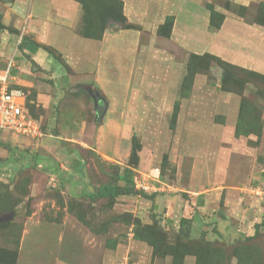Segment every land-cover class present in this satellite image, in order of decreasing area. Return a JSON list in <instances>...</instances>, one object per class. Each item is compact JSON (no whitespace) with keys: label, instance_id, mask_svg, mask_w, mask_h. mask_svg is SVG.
<instances>
[{"label":"crops","instance_id":"0c3cea01","mask_svg":"<svg viewBox=\"0 0 264 264\" xmlns=\"http://www.w3.org/2000/svg\"><path fill=\"white\" fill-rule=\"evenodd\" d=\"M64 1L62 17L56 15L58 0H14L5 9V24L13 22L20 30L25 26L22 38L27 44L21 53L29 62L24 64V72L11 75L10 84L30 95L36 88L32 77L40 74L56 79L64 73L63 61L77 65L81 74L91 69L93 91L107 103L93 141L102 157L108 156V146H118V139L133 134L134 127L136 138H142L140 145L151 139L148 153L142 155L144 165L159 158L162 161L165 146L175 153L166 154L173 164L189 161L187 186L178 179L181 186L166 192L169 186L160 181L162 188L155 192H164L154 199L162 228L178 230L180 220L185 219V228L199 238L231 242L253 236L258 225V233L262 232L264 198L243 189L264 183V168H257L264 128L262 144L257 142L256 131H237L239 101L236 95L220 90V76L218 82L209 84L196 74L187 95L178 98L175 92L182 64L192 54H207L264 76V26L249 21L264 0H119L131 28L111 25L99 38L76 32L82 6ZM233 6L247 11L239 16ZM211 11L218 16V26L210 22ZM39 45L50 47L58 57L52 52L45 56ZM39 92L37 96L48 104L50 97ZM175 101L179 105L173 113ZM218 115L224 116L222 121L217 120ZM78 126L76 132L81 135L85 124ZM63 140L73 144L77 139ZM81 144L77 146H88Z\"/></svg>","mask_w":264,"mask_h":264},{"label":"rangeland","instance_id":"374dc122","mask_svg":"<svg viewBox=\"0 0 264 264\" xmlns=\"http://www.w3.org/2000/svg\"><path fill=\"white\" fill-rule=\"evenodd\" d=\"M73 1L82 5L83 9L77 33L98 37L103 26L113 24L122 27L117 1ZM13 3L14 0H0V74L12 58L14 66L11 68L10 78L14 72H24V64H29L28 57L21 53L18 46L25 26L20 30L13 22H3L5 9ZM64 4V0H58V6L54 5L59 17L66 11ZM252 15L253 12L250 19ZM7 17H10V13H7ZM14 19L16 18H12ZM38 48L44 50L42 53L45 56L52 52L58 57L46 45H39ZM189 62L202 66L195 71L203 75L207 83L218 82L216 72L220 70L221 73L222 69L216 59L190 58ZM186 65L187 61L183 62L180 85L175 92L178 98L190 91V87L186 86L189 80L185 76ZM62 66L65 68L64 73L56 76V79L50 75L33 76L37 89L31 90V95L23 90L27 96V109L38 121L42 136L29 140L0 132V223H8L0 228V258L6 252L10 257L9 264H173L171 257L153 256L147 243L135 240L138 232L146 235L144 226L157 222L156 216L161 213L155 212L154 199L164 192L100 199H90L87 194L94 193L102 185L124 186L125 182L121 179L124 169H130V175L135 179L145 177L144 183L149 185L150 190L153 189L155 180L149 175L155 173L154 169H158L160 180L158 179L157 184L164 181L171 189H166V192H170L178 189L180 182L187 186L189 161L186 160L181 166L173 164L167 155L175 153L165 146L164 152L167 155L164 154L162 161L159 158L156 163L148 162L144 165L142 155L148 153L151 139L148 137L149 142L140 145L142 138H136L134 127L133 134L120 139L122 142L118 139V146H108V156L102 157L97 146H94L102 118L97 122L90 95L94 88L92 71L87 69L88 74L78 73L77 65H69L64 61ZM41 67L45 70L50 68L43 63ZM208 67L212 69H207ZM231 71L233 80L220 84V90L236 95L239 101L237 126L241 129H254L258 136L257 142L262 144L260 137L264 128V80L251 75L252 71ZM7 84L9 88H18L10 86L9 82ZM38 92L50 97L48 104L43 97L37 96ZM176 101L173 113L178 110L179 104ZM223 118V115H218L217 120L222 121ZM74 123H77V127ZM78 124H85L81 135L76 132ZM56 127H60V130H56ZM65 138L77 139L76 142L72 141L75 146L64 141ZM81 142L88 146H77ZM258 158L261 165L257 168H264V146ZM256 183L255 186H246L243 191L264 198V194L257 195L249 191L251 188L264 187V183ZM134 189L136 190L135 187ZM184 195L188 196L187 193ZM162 231L167 235L169 243L187 254L181 264H195L190 253L194 254L201 246L197 233L191 232L185 237L179 229ZM210 242H213L210 245L213 250L222 253L220 259L213 264H264V229L252 241H243L242 244L222 238Z\"/></svg>","mask_w":264,"mask_h":264},{"label":"trees","instance_id":"16d2710c","mask_svg":"<svg viewBox=\"0 0 264 264\" xmlns=\"http://www.w3.org/2000/svg\"><path fill=\"white\" fill-rule=\"evenodd\" d=\"M115 1H117L119 3V6H120V16H121V19L123 21V23L121 21L122 28L123 29L131 28V26L126 23V19L123 16L121 2L119 0H115ZM232 8L235 10L236 13L239 14V16H243L245 14V12L247 11L246 8L243 7V6H240V7L239 6H233ZM217 19H218V16L215 14V12L211 11V17H210L211 24L214 25V26H218V24L215 22V21H217ZM249 21H252V22H254L256 24L264 26V2L257 6L253 16L251 17V20H249ZM111 23H112V21H111ZM111 25H113V24H111ZM111 25H106V26L108 27V26H111ZM106 26H103L102 31H101V35H102L103 31L105 30V28H107ZM0 30H1V27H0ZM101 35L98 36V37L92 36V35H84V36L99 38V37H101ZM25 44H27V41L24 38H22V40H20L18 46L20 47V49H22V48H24ZM202 57L214 58L221 64L222 71H221V74H220V80L218 82L219 85L224 83L225 81H228L229 79L233 80V77L231 76V72H232L231 69L240 70V71L244 72V69L241 70V68H238V67H235L233 65H230V64H228V63H226L224 61L219 60L216 57H213V56H210V55H207V54L203 55V56H198V55L192 54V55L189 56V58L187 60V65H186L187 73H186L185 76L187 78H189L188 84L186 86H188V87L192 86L194 77L197 74L196 73L197 71H195V69L202 67L199 64L195 65L194 63L189 62V59L191 58L192 60L193 59L195 60L197 58H202ZM6 66H7V64H6ZM207 69H209V67ZM250 74L254 75V77H257V78H260V79L264 80V76H261L258 73L250 72ZM182 82H183V80H182ZM23 90L24 89H22V92H23ZM24 92H25V90H24ZM25 93H24V95H25V98H26V106L28 108L27 96H26ZM236 127H237V131L238 132H240V130H241L244 133H253V131H254V129H241L239 125L237 126V124H236ZM137 146H139V145H137ZM259 162H260V160H259ZM129 170L130 169H124V171H123V175H122L121 179L125 182L124 186L102 185L94 193L87 194V196L90 199H95V198H99L100 199V198H115L117 196H125V195H138L139 193H143L144 195H146V193L134 189L133 183H132V178L133 177H131ZM185 223H186L185 219H181L180 220L179 232H181V234H183L185 237H188V234L190 233V229L189 228H185V226H184ZM7 224H8L7 222L4 223V224L0 223V228L3 227V226L4 227L7 226ZM261 225H264V222H262ZM259 226L260 225H258L256 227L255 233H254L253 236L246 237V238H244L241 241H237L236 244H242L243 241H246V242L252 241L259 234L258 233ZM162 230H164V228H162L158 224V221H157L153 225L144 226V231H145L146 235L141 234V233L138 232L136 234V236H135V240L139 241V242L147 243L152 249L153 256H159V257H162V258L171 257L173 264H181L183 262V259H185V257H186L185 255H187V254H185V251L178 250L177 246L175 247V245L169 243V241H167L168 240L167 239V235ZM199 243L201 245V246H199V249L194 254L190 253V254H192L191 256L194 257V263L195 264H213L215 261L220 259V257L222 256L221 252L213 250L210 247V245H212L213 242L205 240L204 237H200V242ZM239 251H240V249H238L237 252H239ZM3 253L4 254H3L2 258H0V264H5L6 261H7L6 264H9L10 263L9 255L6 252H3ZM5 253H6V255H5ZM238 258H239V256H238Z\"/></svg>","mask_w":264,"mask_h":264},{"label":"built area","instance_id":"2783aa9c","mask_svg":"<svg viewBox=\"0 0 264 264\" xmlns=\"http://www.w3.org/2000/svg\"><path fill=\"white\" fill-rule=\"evenodd\" d=\"M13 66L14 61L10 58L6 69L0 75V132L5 131L29 140L37 139L42 136V131L38 121L30 115L27 109L24 93L19 89L9 88L7 84L9 82L11 86L9 74ZM153 172L155 173L151 174V177L157 183L159 171L154 169ZM144 181V178H132L134 187L138 191L155 193L162 188L159 182L158 185H154L153 189L150 190L149 185L145 184ZM249 191L253 194L261 195L264 194V187L251 188Z\"/></svg>","mask_w":264,"mask_h":264},{"label":"water","instance_id":"95a60500","mask_svg":"<svg viewBox=\"0 0 264 264\" xmlns=\"http://www.w3.org/2000/svg\"><path fill=\"white\" fill-rule=\"evenodd\" d=\"M217 77L220 76V70L216 72ZM90 95L93 98L94 108L96 110L97 122L101 121L103 113L107 108V103L104 98H102L97 92L91 90Z\"/></svg>","mask_w":264,"mask_h":264},{"label":"clouds","instance_id":"9594fccd","mask_svg":"<svg viewBox=\"0 0 264 264\" xmlns=\"http://www.w3.org/2000/svg\"><path fill=\"white\" fill-rule=\"evenodd\" d=\"M221 74V73H220Z\"/></svg>","mask_w":264,"mask_h":264}]
</instances>
